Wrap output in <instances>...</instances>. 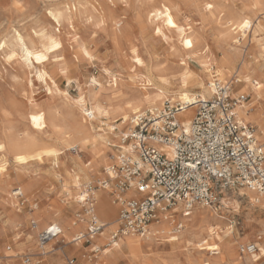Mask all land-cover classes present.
<instances>
[{
    "label": "rangeland",
    "instance_id": "1",
    "mask_svg": "<svg viewBox=\"0 0 264 264\" xmlns=\"http://www.w3.org/2000/svg\"><path fill=\"white\" fill-rule=\"evenodd\" d=\"M73 1L0 0V121L5 118L10 119L22 136L28 128L26 114L33 108L52 107L53 110L64 113L76 99L83 96L87 99V108L91 110L92 101L89 95L93 92H97L101 98L112 97L114 103L121 102L122 99L128 97L145 79V72L136 67L132 61H128L130 57H133L131 53L133 46L142 50V57H155L154 64L156 65L177 63L179 54L177 33L164 29L167 39L163 36H161L162 39L160 36L154 37L155 23L144 19L135 10L137 4H150L153 8L158 7L165 0H121L111 3L112 6H108L101 0H85L89 5L96 6L98 10L90 9L81 17H75L73 24L65 19H62L60 24L56 23L52 14L49 15V13L66 10ZM170 1L177 5L180 24H189L193 27V31L199 30L207 34L217 30L223 31L231 15L241 14L252 17L255 32L248 33L243 49L249 52L253 43L264 44V6L255 5V0H211L215 3L216 10L207 19H204L199 12L200 3L203 0H195L196 3L188 0ZM16 4L20 6H14ZM111 12L116 15V20H120V27H116L109 20L101 21L97 15V13H102L105 16L106 13ZM47 34L58 37L63 46L58 52L52 50L44 64L34 59L36 64L34 67L30 61L26 60L17 42V37L18 35L23 36L26 42L35 49L42 50L46 45V40L39 36ZM80 40L88 46L90 57H77ZM4 42L6 47L2 49ZM211 42L207 41L208 44ZM146 49L152 56L146 52ZM249 55L252 56V54ZM198 57H203V54L198 52L190 59L191 69L196 72H200L201 68L198 64ZM44 70L50 74L52 79L47 76L45 80L39 76V73ZM114 77L117 78V86H112ZM232 87L234 93L237 89L235 86ZM190 90L200 92L198 86ZM168 105L171 106V103L166 101L161 111L164 112ZM180 106L179 104L171 107ZM150 112L151 110H148L145 113ZM154 112L159 113L160 111ZM84 116L87 117L85 113ZM104 121L109 120L102 117L93 120L94 128L107 131ZM249 124L257 130L254 123ZM122 130L125 133L128 132L127 127ZM33 134L36 138L45 140L49 146H56L49 129L39 133L33 132ZM68 154L76 155L77 151L71 149ZM120 154L121 150L117 147L108 149L109 162L96 170V174L84 183V186L88 185L91 194L92 190L103 188L104 181L109 182L108 190L112 195L110 199L115 204L117 203L115 199L118 193V180L111 179L106 168L116 164L117 156ZM83 162L88 164L91 162V157L83 155ZM18 168V165L9 162L4 169V174L16 178ZM30 168L33 179L13 180L9 188V198L1 199L0 264H56L53 257L58 254L62 257L64 264H69L70 259H74L76 264H82L81 259L96 261V255L100 256L101 251L99 249L98 253H93L94 240L90 243L82 242L81 248L77 250L78 241L75 239L78 232L81 234L87 231L90 216L86 217L85 210L88 207L94 209V195L91 194V205L88 204L85 208L76 206L72 200L65 202L64 199L67 197L60 195V191L63 185H69V179L63 168H55L53 162L48 159L41 165H32ZM69 169L74 170L72 166ZM22 185L28 188V191L16 196L14 193ZM214 191L218 199L212 206H209L210 213L214 215L209 225L220 233L231 231V237L237 240V249L233 257L214 259L208 255L203 260H210L215 264H264V252L261 250L264 248V207L252 202L247 194L248 189L243 186L219 187ZM223 199H226L228 204H225ZM60 206H65L62 212L65 213L63 222L67 231L70 230L73 220L79 222L85 220L86 224L83 228H78V231L68 232L64 237H59L61 233L49 243L41 246L39 234L48 224L41 225L33 213L40 212L42 209L52 210L54 211L53 220L62 221L58 217ZM195 206L191 211H194ZM174 215L176 222L180 221L177 217L178 213ZM13 216L18 218L14 219ZM190 217L191 225L196 222V226H200L198 220L200 214L196 215L194 212ZM116 218H118V213ZM3 223L8 227L1 230ZM56 223L59 224V222ZM37 225L39 229H36ZM78 225L79 223L76 224ZM186 229H188L187 226H184L178 234H184ZM113 231L109 234L111 235ZM29 234H32V237ZM135 236L140 238L139 235ZM193 244L194 237L190 234H187L186 242L178 247H173L169 242L159 239L152 242L146 253L157 256L158 264H196V261L189 260L186 255ZM252 244L256 245V251L245 250L244 247ZM16 246L20 247L16 254L7 257L5 253L13 252ZM241 246L244 247L241 248ZM115 264L126 263L118 261Z\"/></svg>",
    "mask_w": 264,
    "mask_h": 264
},
{
    "label": "bare ground",
    "instance_id": "2",
    "mask_svg": "<svg viewBox=\"0 0 264 264\" xmlns=\"http://www.w3.org/2000/svg\"><path fill=\"white\" fill-rule=\"evenodd\" d=\"M101 1L108 6H112L111 3L121 0ZM188 1L196 3L195 0ZM208 5H212V7L209 8ZM255 5L264 6V0H255ZM90 9L98 10L96 6L89 5L85 0H74L66 10L57 13L51 12V14L58 24L61 23L62 19L73 24L75 17H81ZM135 10L144 19L155 23L154 37L163 36L167 39L164 29L177 33L179 53L177 63L156 65L154 64L155 57H142V50L133 46L131 48L133 57H130L131 59L128 57V61H132L136 67L145 72V79L138 88L128 97L122 99L121 102L114 103L112 97L101 98L97 92H93L89 95V99L92 101L91 110L87 108V99L83 96L76 99L64 113L53 110L52 107L33 108L26 114L28 128L24 136L18 133L10 119L5 118L0 121V203L1 199L9 198V188L13 180L33 179L30 167L41 165L48 159L53 162L55 168H63L66 177L69 179V185H63L60 191V195L67 197L64 201L72 200L76 206L85 208L88 204L91 205L89 200L91 194H93L94 209L90 210L91 207L86 208L85 215L88 218L93 211L100 221L106 225L104 231L95 236L92 245L93 249H100L101 255H96V261L81 259L82 264H115L118 261L126 264H158L157 256L146 253L152 242L161 239L169 242L173 247H178L186 242L187 234L194 237V244L186 253L188 259L196 261V264H215L210 260H203V258L208 255H211L214 259L233 257L236 255L237 240L231 237V231L220 233L209 225L210 219L214 218V215L210 213L209 206L198 203L194 211L184 212V205L179 203L173 210L178 213L177 217L180 221L176 222L175 215L170 218L169 213L160 212L159 220L150 224L148 232L144 236L139 235V238L129 234L110 243L111 235L109 233L116 230L119 223L118 218H116L118 204L112 202L109 196L102 195L104 192H109L110 184L107 188L92 190L90 194L88 185L84 186V183L96 174V170L109 162L107 150L111 147H117L121 152H132L133 144L123 142V136L127 132H123L122 129L125 127L128 131L133 129L138 115L148 110L162 112L161 110L164 109L166 101H169L171 106L180 104L177 121L182 128L188 131L199 101L202 99L207 100L217 92L216 81L230 83L235 86L237 90L234 93L236 95L243 92L251 97L248 102L235 108L237 119L244 124L254 123L257 127L256 138L263 142L264 44L253 43L249 52L243 49L248 33L255 32L254 19L249 16L231 15L223 31L217 30L207 34L199 30L193 31V27L189 24H180L178 22L179 11L177 5L170 0H165L158 7L153 8L150 4H137ZM215 10L213 1H201L199 12L204 19L211 17ZM97 15L103 22L109 20L116 27L121 26L120 20H116V15L112 12L106 13L105 16L102 13H97ZM169 19L172 21L171 24ZM244 21H248L249 26L247 28L242 27ZM173 25L175 26L173 27ZM39 38L46 40V45L43 46L42 50L35 49L26 42L23 36L18 35L17 37V42L24 52L26 60L30 61L34 67H36L34 59L44 64L52 50L58 52L63 46L62 41L53 34L39 36ZM189 41L191 42L190 47L187 43ZM207 41L212 42L208 44ZM57 44L60 47L57 48ZM5 45L4 42L1 46L2 49L6 47ZM78 49L79 55L77 57L87 58L91 56L90 50L83 40L78 42ZM146 52L151 54L148 49H146ZM198 52L203 54V57H198V64L201 67L200 72L191 69L190 65L192 55ZM249 54H252V56ZM27 61L25 62L29 66ZM39 76L47 80V76L50 77V74L44 70L39 73ZM115 85L117 86L116 77L112 79V86ZM194 86L199 87V93L190 90ZM234 93L233 95H235ZM84 113L87 117L84 116ZM101 117L109 120L104 121L107 131L105 129L96 130L93 126V120ZM47 129L51 131L56 146H49V143L36 138L33 134V132L39 133ZM160 147L167 151L169 156L171 155L169 147ZM71 149H76L77 154H68ZM83 155L91 157V162L85 164ZM9 162L19 166L16 173L17 179L4 174V169ZM70 166L74 168L73 171L69 169ZM106 169L112 178L110 165ZM247 189L250 200L264 207V195ZM17 190V192L25 194L28 188L22 185ZM17 192L14 194H18ZM11 193L13 194V192ZM123 196L128 199L141 197L142 194L136 192L134 188H130ZM223 202L228 204L226 199H223ZM62 208L65 209V206H60L58 209V217L62 221L53 220L54 211L52 210L42 209L40 212H34L33 215L37 217L41 225H44V223L48 224L47 227L51 224L58 225L62 233L59 237H64L68 232L78 231V228L85 226V220L81 222L73 220L70 230L67 231L63 222L65 213L62 212ZM194 212H196V215L200 214V217H198L200 226L198 227L196 222L192 225L190 223V216ZM13 218L18 217L13 216ZM56 222H59V224ZM78 223L79 225L76 226ZM178 225L182 228L187 226L188 229L184 234H178L181 231ZM1 227V230H3L8 226L3 223ZM36 229H39L38 225ZM34 232L36 231L34 230ZM171 233L174 234L171 235ZM79 235L80 232L77 233L75 239ZM29 236L32 237V234H29ZM32 242L36 248L34 240ZM82 242H77V250L81 248ZM98 245H104L105 247L102 248ZM243 247L241 246V248ZM19 249L20 247L16 246L13 252H6L5 254L7 257L14 256ZM261 250L264 252V248H261ZM53 259L56 264H64L60 254L54 256Z\"/></svg>",
    "mask_w": 264,
    "mask_h": 264
},
{
    "label": "built area",
    "instance_id": "3",
    "mask_svg": "<svg viewBox=\"0 0 264 264\" xmlns=\"http://www.w3.org/2000/svg\"><path fill=\"white\" fill-rule=\"evenodd\" d=\"M215 86L217 92L211 98L199 101L188 131L177 121L178 108L168 105L164 112L138 115L135 127L124 135L123 141L132 143L133 150L121 152L117 163L110 166L112 178L118 180L115 201L120 207L118 228L111 233L110 243L129 234L144 236L160 212L172 218L179 203L185 212L198 203L212 206L218 199L214 190L219 187L243 186L264 195V143L256 138L252 125L237 119L235 111L249 96L233 95L230 83L216 81ZM160 146L169 147L171 155ZM108 185L102 183L103 188ZM130 188L142 196L124 198ZM104 229L92 211L86 233L76 241L90 243ZM60 234L55 224L43 229L41 246ZM244 248L257 250L254 244ZM69 264H76L75 260Z\"/></svg>",
    "mask_w": 264,
    "mask_h": 264
},
{
    "label": "snow or ice",
    "instance_id": "4",
    "mask_svg": "<svg viewBox=\"0 0 264 264\" xmlns=\"http://www.w3.org/2000/svg\"><path fill=\"white\" fill-rule=\"evenodd\" d=\"M14 6L19 7L20 5H19V4H16V5H14ZM208 7L211 8L212 5H208ZM49 15H51V13H49ZM169 23H170V24L172 23L171 19H169ZM174 26H175V25H173V27H174ZM248 26H249L248 21H244L242 27L247 28ZM187 43H188V45H189V47H190V46H191V42L189 41V42H187ZM56 47L58 48V47H60V45L57 44ZM137 62L139 63V61H137Z\"/></svg>",
    "mask_w": 264,
    "mask_h": 264
},
{
    "label": "crops",
    "instance_id": "5",
    "mask_svg": "<svg viewBox=\"0 0 264 264\" xmlns=\"http://www.w3.org/2000/svg\"><path fill=\"white\" fill-rule=\"evenodd\" d=\"M111 179H113V178H111ZM102 195H107V196H109V197H112V195H111V193L110 192H104V193H102ZM120 209V207H119V205H118V208H117V213H118V216H119V210ZM116 217H117V214H116ZM106 226V225H105Z\"/></svg>",
    "mask_w": 264,
    "mask_h": 264
}]
</instances>
